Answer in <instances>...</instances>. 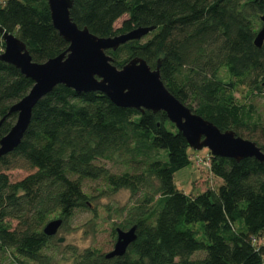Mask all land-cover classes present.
<instances>
[{
	"label": "trees",
	"instance_id": "obj_1",
	"mask_svg": "<svg viewBox=\"0 0 264 264\" xmlns=\"http://www.w3.org/2000/svg\"><path fill=\"white\" fill-rule=\"evenodd\" d=\"M263 15L264 0H73L69 11L79 29L99 38L154 27L149 39L106 51L112 64L120 69L136 57L151 69L159 63L162 84L180 103L222 132L246 133L247 140L259 134L254 143L264 154L262 115L233 98L239 88L248 99L262 92L264 41L256 48L254 39ZM0 27L25 44L34 63L68 48L46 0L0 3ZM32 86L0 62V138L16 121L10 108ZM189 150L164 113L122 109L100 93L56 86L32 109L18 147L0 158V264H49L42 253L50 238L42 230L54 216L63 225L88 209L85 181L111 193L129 191L119 226H136V240L123 257L107 260L86 250L71 264H264V164L210 156L209 172L222 184L189 196L174 183L191 164ZM97 161L121 170L112 173ZM15 169L34 172L10 182L6 172ZM197 252L204 256L194 257Z\"/></svg>",
	"mask_w": 264,
	"mask_h": 264
},
{
	"label": "water",
	"instance_id": "obj_2",
	"mask_svg": "<svg viewBox=\"0 0 264 264\" xmlns=\"http://www.w3.org/2000/svg\"><path fill=\"white\" fill-rule=\"evenodd\" d=\"M46 1L53 28L68 44L66 51L60 55L41 64L34 63L25 44L0 27V38L4 43L0 62L13 66L33 82L27 95L9 110V113L16 114V121L9 132L0 138V158L20 144L37 102L53 88L62 85L76 94L100 93L118 108L141 113H164L193 152L206 149L211 157L232 159L235 162L253 158L264 164V154L254 142L236 136L232 130L220 131L170 94L160 80L159 63L155 69H151L143 59L136 57L118 69L112 64V58L105 54L106 51L115 52L128 42L141 40L154 27L137 28L114 37L99 38L86 28L79 29L72 22L69 11L73 0ZM260 21L262 27L254 39L256 48H260L264 41V15ZM61 225V219L48 222L42 230L43 235L49 238L55 236ZM135 240L136 226L127 230L116 228L113 250L104 255L105 259L123 257ZM62 242V239L58 240V243Z\"/></svg>",
	"mask_w": 264,
	"mask_h": 264
},
{
	"label": "rangeland",
	"instance_id": "obj_3",
	"mask_svg": "<svg viewBox=\"0 0 264 264\" xmlns=\"http://www.w3.org/2000/svg\"><path fill=\"white\" fill-rule=\"evenodd\" d=\"M6 0H0L3 3ZM125 17L119 19L114 28L120 27ZM145 37L143 41L149 39ZM2 40L0 39V43ZM0 51L3 52L0 46ZM247 92L239 88L233 93L234 101L237 104L252 103L259 114L262 115L264 122V87L262 92H256L255 97L247 98ZM243 138L247 140V134L243 133ZM251 142L260 143L259 134L251 137ZM191 164L178 171L174 175V183L185 195L196 196L208 190L216 191L222 184L219 178H214L207 167L210 155L206 149L200 152L189 150ZM97 165L104 166L112 173H119L120 168L106 161H97ZM32 170L15 169L7 171L10 182H17L32 173ZM84 192L90 196L88 209L77 210L74 215L61 225L55 236L50 237V241L43 250V255L48 257L49 264H71L74 256L81 254L86 250H95L105 255L113 250L115 235L112 236V230L120 228V224L125 222L127 216L122 210L130 207V193L128 190L121 189L111 193L102 183H92L85 181L83 183ZM59 219L52 217L48 222ZM47 222V223H48ZM200 223L196 225L197 228ZM62 239V243L58 240ZM204 256L203 253H194V257ZM200 257V256H199ZM4 264H12L11 259Z\"/></svg>",
	"mask_w": 264,
	"mask_h": 264
},
{
	"label": "built area",
	"instance_id": "obj_4",
	"mask_svg": "<svg viewBox=\"0 0 264 264\" xmlns=\"http://www.w3.org/2000/svg\"><path fill=\"white\" fill-rule=\"evenodd\" d=\"M209 163H210V161H208V162L206 163L208 168H209ZM261 241H262V243H263V245H264V238H261Z\"/></svg>",
	"mask_w": 264,
	"mask_h": 264
}]
</instances>
